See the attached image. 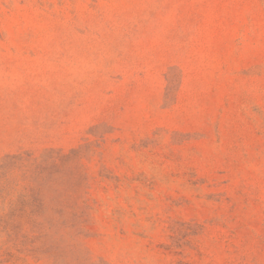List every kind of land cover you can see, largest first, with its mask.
I'll use <instances>...</instances> for the list:
<instances>
[{
  "label": "rangeland",
  "instance_id": "rangeland-1",
  "mask_svg": "<svg viewBox=\"0 0 264 264\" xmlns=\"http://www.w3.org/2000/svg\"><path fill=\"white\" fill-rule=\"evenodd\" d=\"M0 264H264V0H0Z\"/></svg>",
  "mask_w": 264,
  "mask_h": 264
}]
</instances>
